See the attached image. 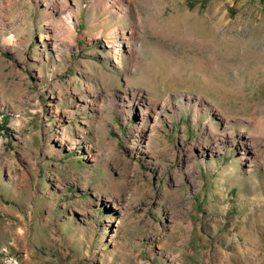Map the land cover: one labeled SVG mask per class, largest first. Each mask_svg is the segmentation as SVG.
Listing matches in <instances>:
<instances>
[{
	"label": "rangeland",
	"instance_id": "1",
	"mask_svg": "<svg viewBox=\"0 0 264 264\" xmlns=\"http://www.w3.org/2000/svg\"><path fill=\"white\" fill-rule=\"evenodd\" d=\"M48 1L0 24V264H264V0Z\"/></svg>",
	"mask_w": 264,
	"mask_h": 264
},
{
	"label": "bare ground",
	"instance_id": "2",
	"mask_svg": "<svg viewBox=\"0 0 264 264\" xmlns=\"http://www.w3.org/2000/svg\"><path fill=\"white\" fill-rule=\"evenodd\" d=\"M0 1H4V0H0ZM6 1L7 0H5V3H6ZM114 1H116V0H99V5H101L102 2H107V4L110 3V7H111L112 4H114ZM16 2H17V0H10L8 5H5L3 3L0 6V24L2 25L3 30H6V28L13 26V21H12V18L10 17V8L12 7L11 5L15 4ZM45 5L47 7L48 14L51 17L54 16V12L60 13V16H62L61 17L62 20L64 22H66V24H71V26L69 27L68 32H67V34H68L67 38H69L71 40L72 39V31L76 30V24L78 22V17H79V13H80L79 9H77L75 11L73 9V7L69 5L68 0H64L63 4H58V3L54 2L53 0H50ZM8 6L9 7L11 6V7L9 8ZM127 44H128V42H127ZM157 108H158V104H153L152 108H151L152 112L154 110H157ZM241 147L244 150L243 151V161L249 162L251 158H250V155L248 154V150H246L247 145L242 144Z\"/></svg>",
	"mask_w": 264,
	"mask_h": 264
}]
</instances>
